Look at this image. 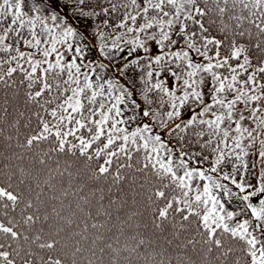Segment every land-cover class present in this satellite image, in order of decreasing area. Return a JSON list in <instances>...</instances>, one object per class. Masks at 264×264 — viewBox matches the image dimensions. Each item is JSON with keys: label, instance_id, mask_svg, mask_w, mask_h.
<instances>
[{"label": "snow or ice", "instance_id": "obj_1", "mask_svg": "<svg viewBox=\"0 0 264 264\" xmlns=\"http://www.w3.org/2000/svg\"><path fill=\"white\" fill-rule=\"evenodd\" d=\"M0 264H264V0H0Z\"/></svg>", "mask_w": 264, "mask_h": 264}]
</instances>
